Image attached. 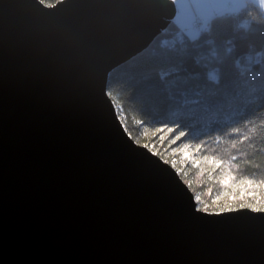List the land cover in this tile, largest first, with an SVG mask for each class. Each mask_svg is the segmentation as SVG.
<instances>
[{
  "label": "water",
  "instance_id": "obj_1",
  "mask_svg": "<svg viewBox=\"0 0 264 264\" xmlns=\"http://www.w3.org/2000/svg\"><path fill=\"white\" fill-rule=\"evenodd\" d=\"M174 14L0 0V264H264V210L199 209L107 92Z\"/></svg>",
  "mask_w": 264,
  "mask_h": 264
},
{
  "label": "trees",
  "instance_id": "obj_2",
  "mask_svg": "<svg viewBox=\"0 0 264 264\" xmlns=\"http://www.w3.org/2000/svg\"><path fill=\"white\" fill-rule=\"evenodd\" d=\"M41 1L51 5L58 0ZM250 10L259 11L216 13L200 28L195 19L193 28L199 31L192 36L172 19L108 75L107 92L135 141L149 142L153 136L147 140L142 135L160 128L187 135L182 139L193 147L198 164L181 163L157 150L183 170L182 179L200 196L197 207L206 211L248 205L264 209V30ZM236 127L240 134H234ZM235 140L241 141L236 148ZM204 142L197 152L195 145ZM212 159L223 163L217 168ZM229 174L231 184L220 183ZM246 180L254 183L243 184ZM236 185L247 186L252 194L239 197Z\"/></svg>",
  "mask_w": 264,
  "mask_h": 264
},
{
  "label": "rangeland",
  "instance_id": "obj_3",
  "mask_svg": "<svg viewBox=\"0 0 264 264\" xmlns=\"http://www.w3.org/2000/svg\"><path fill=\"white\" fill-rule=\"evenodd\" d=\"M234 2L235 0H178L177 4L175 5V14L173 19L181 28H183L188 33V35L192 36L193 34L199 31L198 28H193L191 26L192 22L195 19L199 20V28L204 27L207 20L212 15L216 13H222L224 11H232L230 8ZM152 136H153L152 140L146 138ZM180 136L182 135L175 133L171 128H160L158 129L157 132L153 134L142 135V137L144 139L146 138L147 140H149V142L147 141L143 142L141 140H136L135 142L140 145L146 146L151 152L155 153L156 155L157 153H160V156H162L161 151L157 150L158 148H160L162 151H164V153L168 157H171L172 159L174 158L181 163L196 165L197 163L195 161H199V159L197 158V155L195 154L193 147L189 143L188 144L190 145V147L187 149L188 152L187 158H185L183 153L177 151V149L181 147L182 143H187L186 140L183 139L181 141H177L176 143H173L174 140L178 139ZM162 157L165 159V156ZM234 189H235L234 191L239 194V197L246 193L252 194L250 189L245 185L242 186L236 185L234 186ZM195 196L197 195H194V197ZM220 211L222 210L216 212H220ZM209 212H214V211H209Z\"/></svg>",
  "mask_w": 264,
  "mask_h": 264
},
{
  "label": "snow or ice",
  "instance_id": "obj_4",
  "mask_svg": "<svg viewBox=\"0 0 264 264\" xmlns=\"http://www.w3.org/2000/svg\"><path fill=\"white\" fill-rule=\"evenodd\" d=\"M178 2V0H171V4L173 5H176ZM261 7H264V0H235V2L231 5V10L234 11V12H240L241 10H247L249 8H253V9H257L259 10ZM259 11H258V15H259ZM258 25L260 26L261 30H264V22H259ZM244 27H248V25H245ZM250 123H252L250 121ZM241 133V129L239 127H236L235 130H234V134H240ZM182 138H187V135H182L180 136L178 139L174 140L173 143H176L177 141H181ZM213 142H220L221 140H223V137L221 136L219 141L217 140V138L213 137ZM249 137H246L245 140H248ZM236 141V144H235V148L237 147V145L239 143H241L240 140H235ZM206 144V142L204 143H200L199 146L195 145V148L197 150V152H199L201 150V148ZM190 147V145L188 143H182L181 144V147L179 149H177V151L181 152L184 154L185 158L188 157V152H187V149ZM164 164L166 165H169L171 167H173L174 169H176V171L179 173V176H178V179L179 178H182L184 176V172L183 170L181 169H178L176 168L175 164H173L170 160H166L165 162V159L160 156V153H157L156 155ZM205 160H209V158L207 156L204 157ZM232 160H236L237 157L236 156H232L231 157ZM197 164L199 163V161H195ZM210 163H213L215 164V166L217 168H219L221 166V164L223 163L222 160H217V159H212L209 161ZM233 180V177L229 174V175H226L221 181L220 183L222 184H231V181ZM243 184H247V185H252L254 182L252 180H246V181H243L242 182ZM195 199L197 201L200 200V196L197 195L195 196ZM248 208H251L253 207L252 205H248L247 206ZM243 209V207L241 208ZM203 210H206L205 208ZM264 210V209H262ZM223 211V210H222Z\"/></svg>",
  "mask_w": 264,
  "mask_h": 264
},
{
  "label": "clouds",
  "instance_id": "obj_5",
  "mask_svg": "<svg viewBox=\"0 0 264 264\" xmlns=\"http://www.w3.org/2000/svg\"><path fill=\"white\" fill-rule=\"evenodd\" d=\"M259 15L256 13V12H254V11H249V16L251 17V19L253 20V21H256V22H264V7H261L260 9H259Z\"/></svg>",
  "mask_w": 264,
  "mask_h": 264
},
{
  "label": "built area",
  "instance_id": "obj_6",
  "mask_svg": "<svg viewBox=\"0 0 264 264\" xmlns=\"http://www.w3.org/2000/svg\"><path fill=\"white\" fill-rule=\"evenodd\" d=\"M197 25H198V21L197 20L192 22V27H196Z\"/></svg>",
  "mask_w": 264,
  "mask_h": 264
}]
</instances>
